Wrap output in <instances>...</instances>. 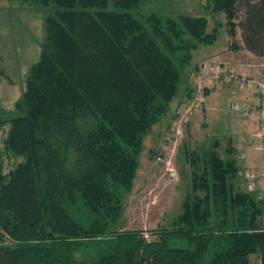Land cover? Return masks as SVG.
Listing matches in <instances>:
<instances>
[{
    "label": "trees",
    "instance_id": "16d2710c",
    "mask_svg": "<svg viewBox=\"0 0 264 264\" xmlns=\"http://www.w3.org/2000/svg\"><path fill=\"white\" fill-rule=\"evenodd\" d=\"M47 9L16 114L1 116L0 264H264V203L236 189L235 159L204 149L169 227L114 229L143 139L176 94L205 15L131 14L139 0H22ZM264 58V0H203ZM237 13L238 16H237ZM238 17L236 24L233 19ZM196 69V65L193 66ZM193 85L185 88L191 96ZM185 243L184 246H177Z\"/></svg>",
    "mask_w": 264,
    "mask_h": 264
},
{
    "label": "rangeland",
    "instance_id": "374dc122",
    "mask_svg": "<svg viewBox=\"0 0 264 264\" xmlns=\"http://www.w3.org/2000/svg\"><path fill=\"white\" fill-rule=\"evenodd\" d=\"M202 3L203 0H139L136 9L131 11L134 16L146 12L205 15L207 30L216 22L217 32L211 45L192 51L191 66L181 72L167 112L144 137L133 186L123 196L122 214L114 229H140L147 236L151 229L169 227L181 212L183 198L190 192V162L201 160L202 151L212 149L213 142V150L221 159H235L237 171L231 180L234 187L264 203L263 161L254 138L259 125L251 114L259 95L253 85L242 86L235 80L223 79L227 74H236L254 82L260 80L264 74V58L242 48L231 49V42L241 45L238 28H234L231 39L224 15L206 12ZM46 12L47 9L27 6L22 0H0V110L4 118L16 114L14 103L23 91L27 67L37 59L41 20ZM229 61H242L241 68L248 72L225 68L224 64ZM251 68L256 70L250 71ZM195 82L200 84L198 95L203 101H194L190 107ZM187 85H193L189 98L185 95ZM215 86L218 90L220 87L237 92L245 90L249 96L242 109L245 114L236 106L241 99L220 97L214 91ZM187 106L189 110L185 112ZM181 116L180 133L175 136L172 127ZM5 130L6 126L0 130V144ZM19 160L2 151V171L6 172ZM248 180L252 183L249 188ZM248 260V264L259 263L257 255H250Z\"/></svg>",
    "mask_w": 264,
    "mask_h": 264
},
{
    "label": "built area",
    "instance_id": "2783aa9c",
    "mask_svg": "<svg viewBox=\"0 0 264 264\" xmlns=\"http://www.w3.org/2000/svg\"><path fill=\"white\" fill-rule=\"evenodd\" d=\"M203 77L202 75L198 76ZM217 77V76H216ZM225 80H235L237 81L240 85L242 86H250L253 85L255 89H257L259 98H258V103L255 104V106L253 107L251 114L252 116L255 118V121L258 123L259 128L258 131L254 134V138L256 139V148L259 150L260 154H261V159H262V163H263V182H264V74L261 75V79L254 82L252 80H249L250 78L247 77H243L240 76L238 77L236 74H227L226 76H224ZM195 94L193 95L191 102H190V107L191 105H193L194 101H203V98L198 95L199 89H200V84L198 82H195ZM189 110V107L187 106L186 110H184L185 112ZM247 113V112H246ZM245 114V112H243V115ZM183 118L182 116L177 120V122L174 124V126L172 127L173 131H174V135L177 136L180 133V123L182 122ZM251 181L248 180L247 184H248V188L250 187ZM252 185V183H251Z\"/></svg>",
    "mask_w": 264,
    "mask_h": 264
},
{
    "label": "crops",
    "instance_id": "0c3cea01",
    "mask_svg": "<svg viewBox=\"0 0 264 264\" xmlns=\"http://www.w3.org/2000/svg\"><path fill=\"white\" fill-rule=\"evenodd\" d=\"M242 64H244V63H242V61H237V62L236 61H229V62L225 63L224 65H226L225 68H227V69H231V68L239 69L240 68V71H247L248 72V69L243 70L241 68V67H243ZM255 70H256L255 68L254 69L253 68L250 69V71H255ZM214 88H215L214 91L218 92L220 97H225V96L228 95V96H233V97L236 96L239 99H241V103L240 102L236 103V106L240 108L241 112H243L242 109H244L245 105H247L246 101L249 100V96H248V94H247V92L245 90H241V91L239 90L237 92L235 90H225L222 87H220V90H218V87H216V86ZM245 148L246 147L242 148V152H243V149H245Z\"/></svg>",
    "mask_w": 264,
    "mask_h": 264
}]
</instances>
